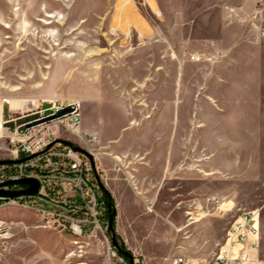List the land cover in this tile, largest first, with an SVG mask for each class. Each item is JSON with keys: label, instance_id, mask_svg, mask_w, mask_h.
<instances>
[{"label": "rangeland", "instance_id": "rangeland-1", "mask_svg": "<svg viewBox=\"0 0 264 264\" xmlns=\"http://www.w3.org/2000/svg\"><path fill=\"white\" fill-rule=\"evenodd\" d=\"M12 95L31 100L23 110L41 104L48 108L51 97L62 105L78 101L80 132L83 124L92 123L102 132L117 133L129 111L164 117L165 151L178 148L179 157H164L168 166L160 172L135 160L128 165L129 180L139 187L163 182L159 190L139 189L149 198L176 199L146 205L152 210L149 220L127 243L115 224L117 242L134 255L135 264H162L168 251L163 254L161 240L170 235L173 257L196 264L201 256L205 264H213L238 210L256 207L249 176L252 132L264 131V0H0V99ZM206 95L217 102L208 106ZM50 124H58V139L92 151L94 173L111 196L109 186L127 182L122 171H114L107 148L85 146L64 124ZM210 152L215 169L218 159L226 162L228 176L241 166V201L234 200V184L225 195H219L217 185L205 184L202 162ZM106 192L102 190L105 236L73 235L62 228V213L39 214L32 207L38 205L36 198L24 200L31 207L0 206V264H130L113 245ZM208 195H217L233 209L222 216L212 211L188 225L186 212H206L200 205ZM176 200L173 223L180 231L162 223L159 215ZM114 206L117 212L126 211L122 201L114 200ZM207 218L217 222L204 231L190 230ZM261 229L264 258L262 212ZM132 247L141 248L144 256Z\"/></svg>", "mask_w": 264, "mask_h": 264}, {"label": "built area", "instance_id": "built-area-1", "mask_svg": "<svg viewBox=\"0 0 264 264\" xmlns=\"http://www.w3.org/2000/svg\"><path fill=\"white\" fill-rule=\"evenodd\" d=\"M2 103L9 106L5 99ZM49 104L51 106L45 109L42 108L43 104L36 110L22 109L19 114L9 111L6 117L0 113V140L4 139V143H0V161H13L0 164V183L16 181L24 178V173L35 172V179L41 184L37 196L16 199L0 197V201L24 202L26 198H36V207L42 208L44 217L62 213L63 229L71 233H83V237H91L92 233L105 236L102 214L106 211V204L102 200L100 181L94 173L92 161L84 154L62 144L50 129V123L19 132L20 126L53 114L63 106L59 101ZM76 106L75 113L57 121L69 129L79 126L81 117L78 105ZM5 129L9 130V134H5ZM92 139L89 138L90 141ZM30 156L33 157L22 161ZM2 188L23 190L28 185ZM204 201L200 206H205L206 212L195 214L192 210L187 211V224L210 215L212 211V214L222 216L233 209V206L228 205L229 202L217 195H208ZM234 218H237V227H230L229 224L224 241L219 243L213 264H264V258L261 257L263 234L260 209H239ZM172 263L183 264L184 258L174 257Z\"/></svg>", "mask_w": 264, "mask_h": 264}, {"label": "crops", "instance_id": "crops-1", "mask_svg": "<svg viewBox=\"0 0 264 264\" xmlns=\"http://www.w3.org/2000/svg\"><path fill=\"white\" fill-rule=\"evenodd\" d=\"M171 59H173L171 57ZM78 77V74H76ZM80 89L83 90V85H79ZM178 87H174V92H177ZM17 89H13L12 91H16ZM124 90H120L119 92H123ZM158 92L157 90L154 91V93ZM208 100H205V102L210 106L213 105L216 101L215 97L206 95ZM3 99H7L9 102V108L8 111H14L17 109H24L25 103L27 101L31 100H24L19 99L18 97L12 95L11 97H1L0 99V113L4 117H6L8 114H6V104L2 103ZM59 101L56 97H51L48 99L49 102H53L52 100ZM77 105L79 104L78 101L74 102ZM62 104V103H61ZM96 107H98V104H95ZM94 105V106H95ZM115 107H118L116 103H113ZM93 106V108H94ZM79 107V106H78ZM9 113V112H8ZM129 116H123V120H121L119 124V130L116 133H109L108 131L102 132V128H99L97 124H83L81 128V132L79 137L75 136L84 143L85 146L91 147L94 143H98L101 149L107 148V154L110 156H113V161L115 162L114 171H122L124 175V179L127 180V182H122L121 184H112V186H109L110 192L112 193V197L118 204L120 201H122L126 205V211L124 213L118 211L115 217V224H116V232L119 234L123 240L127 243L129 240H131V234L133 232L139 231L142 227L141 223L146 222L149 220L148 214L152 210L150 207L148 208V211L146 210L145 206L153 203H157L160 201H163L165 204H171L173 199H176V197H172L169 199H161L155 197H147L145 192H141V190H147L151 187H155L156 190L161 189L162 183L159 185L154 186L155 184H152L151 187H139L136 184H133L134 182H131L129 180L132 177V170L128 169V165L131 163H135V160L140 161V163L148 164L152 169H154L155 172L162 171L164 168L166 169L168 166V160L167 165L164 167L163 158L166 157H179V150L178 148H171L168 152L165 151V145L164 141V133L165 135L168 134V131H164V124H167V121L162 116L157 115H147L143 114L140 116H134L131 115L132 113L129 111ZM178 118L174 120V123H177L178 125ZM104 122L102 121V125ZM58 124H50V129L54 134L59 137V129ZM106 126L104 129H107ZM168 136V135H167ZM88 138V139H87ZM89 138H93L92 141L89 140ZM252 141V149H251V165H250V191H251V199L252 203L256 204V207L259 208L262 212V223L264 226V131H260L259 128H257L256 132H252L251 136ZM91 151V150H90ZM165 151V152H164ZM92 153V151H91ZM93 154V153H92ZM95 155V153H94ZM213 154L210 152L204 156V161L202 162V167L204 171V179H206L208 182L205 183L207 185H210V183H213L217 185L219 195L226 193V188L229 185L234 184V200L235 201H241V196L239 195L238 188L241 186V181H244V177L242 178V168L241 166L238 169H232L231 175H227V167L228 165L226 162L221 161V159H218L220 163H218V168L215 169L212 164L211 157ZM217 156H221V154H217ZM226 156V155H224ZM131 158L129 160H125L126 158ZM118 158V159H117ZM146 158V159H145ZM145 159V160H144ZM144 160V161H142ZM125 163V167L121 166L120 163ZM214 162V161H213ZM118 166V168H117ZM128 169V170H127ZM221 173V175H219ZM205 180V181H206ZM137 186V187H136ZM139 188H142L141 190ZM137 189V192H136ZM171 189H175L171 188ZM193 190L192 192H194ZM157 191H155L156 193ZM137 194L138 196L134 195ZM178 200L175 202V206L170 208L167 213L162 214L159 213L160 219L162 223L170 224L171 227H173L176 231H180L182 228L178 227L176 224L173 223V221L177 218V209L179 206ZM250 208V209H254ZM117 211V210H116ZM190 214V213H189ZM199 220V219H198ZM198 220H195L193 222H196ZM152 221V220H151ZM193 222H189L188 225H191ZM217 222L216 219L213 218H207L204 219L202 222L193 225L190 230L191 231H204L211 226H213ZM184 226V225H182ZM171 229L168 227V231ZM172 238L169 236H165L161 243L163 245H166V248L163 249V254L168 251V255L162 256V264H173V244L171 242ZM191 241V240H189ZM198 242V238L196 240H193L192 243ZM155 244H157L156 240H152ZM132 243H134L132 241ZM150 243V242H149ZM133 251L138 252L139 255L144 256V252L139 247H132ZM175 248V247H174ZM176 249V248H175ZM182 251V250H180ZM179 251V252H180ZM184 258V263L187 264V260L184 256H181ZM197 263L205 264V259L200 256L199 259H197ZM196 263V264H197Z\"/></svg>", "mask_w": 264, "mask_h": 264}, {"label": "water", "instance_id": "water-1", "mask_svg": "<svg viewBox=\"0 0 264 264\" xmlns=\"http://www.w3.org/2000/svg\"><path fill=\"white\" fill-rule=\"evenodd\" d=\"M76 111H77V106H76V103H74V102L67 104V105H63L58 110H56L53 114H50V115L45 116L41 119L34 120L32 122H29V123H26V124L20 126L19 132H24L28 128H31V127H36L38 125L48 124V123L57 121L58 119L69 116V115L75 113ZM59 141L62 144L66 145L68 147H71L75 152L84 154L91 161L94 159L93 154L88 152L87 150H85L81 146H77L68 140L59 139ZM31 157H33V156H30L28 158H23L22 161L27 160ZM12 162H13L12 160H1L0 164H7V163H12ZM11 185H28V188L23 189V190H5L2 188L5 186H11ZM100 186H101V189L106 192L104 185L100 184ZM40 188H41L40 182L34 178H22V179H19L16 181H6L4 183H0V197H7V198H11V199H16V198H19L22 196H37ZM109 212L111 213L110 217H109V230L112 232L113 245L119 252H121L126 258L129 259L130 264H135L134 255L132 253H130L129 251L122 249L120 247L119 243L117 242V239L114 235L113 222H114V219L116 217L117 211H116L115 206H113L112 204H109Z\"/></svg>", "mask_w": 264, "mask_h": 264}, {"label": "bare ground", "instance_id": "bare-ground-1", "mask_svg": "<svg viewBox=\"0 0 264 264\" xmlns=\"http://www.w3.org/2000/svg\"><path fill=\"white\" fill-rule=\"evenodd\" d=\"M5 100H7V99H5ZM52 101L54 103H57L58 102L57 99L56 100H52ZM79 111H80V109H79ZM80 117H81V112H80ZM58 122L60 123V121H58ZM80 124H81V121H80ZM80 124H79V126H80ZM79 126L73 128V129H70L72 131V133L75 134L77 137H79V135H80V131L78 130ZM24 178H34L35 179V172H27V173H24ZM3 205H23V206L31 207L30 205H27L26 203H24L22 200L0 201V206H3ZM32 207L35 208V210L39 214L42 215V208L36 207V205L35 206H32ZM196 220H198V219H196ZM230 227H237V218H234V220L232 221ZM72 234L75 235V236H77V237L83 236V233H72Z\"/></svg>", "mask_w": 264, "mask_h": 264}, {"label": "trees", "instance_id": "trees-1", "mask_svg": "<svg viewBox=\"0 0 264 264\" xmlns=\"http://www.w3.org/2000/svg\"><path fill=\"white\" fill-rule=\"evenodd\" d=\"M105 197H106V199H107V203H108V205L109 204H112L113 206H114V200H113V198H112V196L108 193V192H106L105 193ZM113 229H114V235H115V237H116V239L118 238V235L115 233V219H114V222H113ZM122 249H124L125 250V247H124V244L122 245V246H120ZM117 252H118V254L121 256V257H124V258H126L121 252H119L118 250H117Z\"/></svg>", "mask_w": 264, "mask_h": 264}]
</instances>
